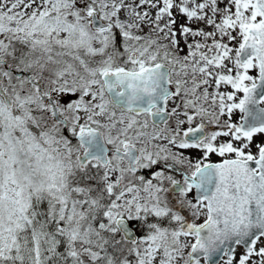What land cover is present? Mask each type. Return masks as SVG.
Wrapping results in <instances>:
<instances>
[{"label": "snow or ice", "instance_id": "obj_1", "mask_svg": "<svg viewBox=\"0 0 264 264\" xmlns=\"http://www.w3.org/2000/svg\"><path fill=\"white\" fill-rule=\"evenodd\" d=\"M0 264H264V0H0Z\"/></svg>", "mask_w": 264, "mask_h": 264}]
</instances>
